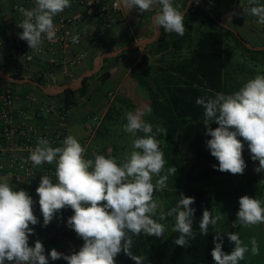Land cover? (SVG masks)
<instances>
[{
    "label": "clouds",
    "instance_id": "1",
    "mask_svg": "<svg viewBox=\"0 0 264 264\" xmlns=\"http://www.w3.org/2000/svg\"><path fill=\"white\" fill-rule=\"evenodd\" d=\"M192 0H188L191 3ZM128 10L143 14L157 7L152 23L157 31L183 36L186 9L177 8L174 0H121ZM196 4L200 0H195ZM249 7L243 13L257 17L264 25V5L248 0ZM71 0H35L32 9L21 8L23 20L17 24L22 29L19 39L39 53L45 40L56 39L54 18ZM78 37H73L77 42ZM2 43V42H0ZM196 104L203 109V125L206 147L218 161L213 165L220 172L243 175L247 163L243 158L245 142L251 160L258 162L256 173H264V74L247 80L239 90L214 96H201ZM152 109L138 107L125 113L123 131L131 134L132 150L121 161L109 154L93 152L86 159V149L73 135H67L61 146H51L49 140L40 138L32 149L29 160L32 167L55 164V180L42 175L36 193L43 217L42 227H47L65 208L73 214L67 219V227L83 240L78 251L65 254L52 248L47 252L43 243L36 239L30 246L29 238L35 235L34 227L40 223L34 214L36 201L26 190H16L8 180H0V264H49L63 259L67 264H116V257L123 252L135 264H145L146 256L134 254V237L140 235L162 237L168 217L174 219L173 231L177 238L173 243L188 248L195 239L193 230L196 209L191 207L195 198L180 192L177 203L167 211L155 197L156 191L168 187L170 176L177 172L175 165L165 170L167 161L160 147V125L145 120ZM218 125L212 128L211 125ZM142 134V135H138ZM242 138V139H240ZM237 219L232 227H252L264 224V200L248 195L239 198ZM224 218L223 213L213 215L204 209L199 220V232L207 235ZM223 235L234 244L230 253L223 251ZM211 251L214 264H239L249 252L248 245L239 233L216 232ZM251 254L259 255L255 237L250 240Z\"/></svg>",
    "mask_w": 264,
    "mask_h": 264
},
{
    "label": "trees",
    "instance_id": "2",
    "mask_svg": "<svg viewBox=\"0 0 264 264\" xmlns=\"http://www.w3.org/2000/svg\"><path fill=\"white\" fill-rule=\"evenodd\" d=\"M186 2L187 0H184L178 8L183 10ZM207 4L209 6V3ZM211 9L220 20L224 21L217 15L216 10ZM185 27L187 31L183 36L175 33L166 34L162 31L154 43L145 47L148 52L144 53L139 61H135L129 72L137 85L145 88L149 93L152 111L145 115V120L165 129L157 137L167 161L165 170L172 165L177 168L176 174L170 176L167 181L168 187L163 191H156L155 197L162 198V207L167 211L175 206L180 192H183L186 196L195 198V203L191 207L196 209L193 225L195 239L190 240L188 248L173 243L178 235L173 230L161 242H158L157 237H147L143 234L134 237L132 251L134 254L146 256L145 264H214L211 256L214 247V227L210 226L206 236L199 232V220L203 210L208 209L214 215L213 190L209 187L198 188L193 185L217 174L230 173L217 170L218 161L206 147L205 142L211 137L205 135L203 109L196 104V99L201 96H214L217 92L231 94L255 75L264 74V50H252L246 47L234 32L213 20L202 8L201 3L194 2L191 5L185 16ZM240 34L254 45H264ZM139 49L127 50L114 58H107L103 68L94 76L86 78L83 86L78 90L68 89L57 96H45L61 101L68 109L78 108L93 95L89 90L91 79L98 78L101 84L106 82L112 74V69ZM113 50L114 48L110 46L102 51ZM97 53L96 51L95 56ZM95 56L89 58L85 69L93 65ZM109 63H113V66L108 68ZM34 79L48 84L44 79ZM0 80L8 82L1 78ZM71 81L72 79H64L60 84ZM27 85L41 92L37 87ZM136 108L137 104L131 97L123 94L115 95L91 138L85 158H93V152L108 155L110 149V155L122 161L131 152L132 140L135 139L131 134L123 131V125L126 123L125 113ZM217 126L215 123L211 125L212 128ZM184 147H188L194 156L189 167L186 159L188 152ZM242 155L247 163L244 174H247L258 162L251 160L246 142ZM213 165H217V169H214ZM253 179L256 177L253 176ZM65 213L68 218L73 211L66 208ZM165 222L174 223V219L168 217L162 223ZM64 235L72 244H83V240L69 228ZM41 242L46 254L52 248L59 251L56 234L46 237ZM49 264H67V262L63 259L52 261L49 258ZM116 264H135V262L121 252L116 257Z\"/></svg>",
    "mask_w": 264,
    "mask_h": 264
},
{
    "label": "built area",
    "instance_id": "3",
    "mask_svg": "<svg viewBox=\"0 0 264 264\" xmlns=\"http://www.w3.org/2000/svg\"><path fill=\"white\" fill-rule=\"evenodd\" d=\"M31 1L25 0L14 6L21 16L9 28L10 43L0 44V61L16 77L40 78L50 83L59 77L75 79L85 69L91 50L100 53L111 46L110 31L125 18L121 0H71V3L82 7L81 13L69 16L65 9L56 16V39L45 40L42 50L37 53L29 48L26 41L19 39L22 29L17 27L24 18L20 9H28ZM233 1L248 4V0ZM73 37H78V41L74 43ZM44 63L46 66H42ZM0 95V157L5 158V162L0 163V180L9 175L13 188L26 190L36 201L34 214L41 216L36 188L42 175H49L55 180V164L32 167L29 156L40 138L49 140L53 147L61 146L67 136V118L73 109L64 107L61 101L50 99L42 92L18 96L7 90L0 91ZM21 109L27 110L22 118L18 116ZM47 117H54V122L43 126L31 122L32 119ZM101 119L98 115H90L84 123L88 135L80 143L86 151ZM65 211L66 208L62 210ZM35 241V238H29L30 246H34Z\"/></svg>",
    "mask_w": 264,
    "mask_h": 264
},
{
    "label": "crops",
    "instance_id": "4",
    "mask_svg": "<svg viewBox=\"0 0 264 264\" xmlns=\"http://www.w3.org/2000/svg\"><path fill=\"white\" fill-rule=\"evenodd\" d=\"M184 0H179L176 3L178 8ZM188 1V0H187ZM206 3H209V6L217 11V15L222 17L223 20L229 25L233 26L239 33H242L249 40L257 43H264V25L257 23V17L243 13V8L249 7L248 4H245L243 1L234 2L233 0H204ZM25 0H0V42L3 44L10 43V37L8 36V31L10 27H13L17 22V19L21 16L19 11L14 9V6L17 4L24 3ZM208 5V4H207ZM258 5H264V0L258 2ZM29 8L32 9L35 7V0L29 2ZM124 21L114 27L109 34V39L112 46L120 45H129L133 42H137L143 38H149L154 33V25L152 23V16L158 10V6L154 7L143 14H138L135 10H128L123 5ZM210 8V9H211ZM82 7L77 3H71V7L66 8V14L69 16H77L81 13ZM212 10V9H211ZM163 29L160 30L159 37ZM1 44V43H0ZM45 45V42L44 44ZM2 45H0V48ZM96 50H91L88 53L87 63L89 58L94 57ZM140 58L137 60L139 61ZM46 66V64H42ZM125 65L122 63L119 66H116L112 69V74L109 79H115L122 73ZM0 69L10 72L8 68L4 66V62L0 61ZM127 77H124V81L121 83L124 84ZM108 79V80H109ZM63 78H58L55 82L50 83L46 81L48 85L60 84L63 81ZM118 84V87L123 86V84ZM20 85V84H19ZM115 88V87H114ZM114 88H108L102 90L100 87L95 94H99L97 101L94 105H90L86 100L80 107L73 109L67 118V135H73L80 142L83 138L88 135V131L85 128V121L90 115H98L103 117L109 104L114 99L115 94H113ZM11 91L13 94L21 96L25 93L39 92L32 89L29 85L25 84L22 86L12 85L8 82L0 80V91ZM111 90V91H110ZM93 94L92 97L95 95ZM91 99V98H90ZM0 101H2V96L0 95ZM91 102V101H89ZM21 103L24 104L25 100H21ZM25 108V107H23ZM27 113L26 109H21L18 113V116L22 118ZM54 117H47L42 119H32L31 122L37 124L38 126H43L46 124H51L54 122ZM5 162L4 157H0V163ZM2 180H8L11 182V177L9 175L4 176ZM40 223L33 226L35 230V235L30 236L31 239H40L43 240L46 237L51 236L53 233L58 237L59 247L63 243H70L67 241L64 233L68 229L67 227V216L65 212H60L57 214L56 218L47 226L42 227L43 217L37 216ZM64 245V244H63ZM67 247V245H65Z\"/></svg>",
    "mask_w": 264,
    "mask_h": 264
},
{
    "label": "rangeland",
    "instance_id": "5",
    "mask_svg": "<svg viewBox=\"0 0 264 264\" xmlns=\"http://www.w3.org/2000/svg\"><path fill=\"white\" fill-rule=\"evenodd\" d=\"M178 2L179 0H174V5H176V3ZM124 46L126 45L112 46V48H114V50H117ZM103 52L106 51H101L100 53ZM147 52V48L141 47L139 51L131 53L129 58L123 60L120 64L123 63L125 67L123 68V71L118 76V78L116 77L115 79H109L102 84L99 82L98 78L91 79L89 88L91 93L95 94L97 92L98 87H101L102 90L115 87L113 90V94H123L128 97H131L132 100L137 104V108L143 106L150 107V97L148 91L145 88L137 85V83L129 75V72L132 66L134 65L135 61L141 58V56ZM111 66H113V63L107 64L108 68ZM91 67L86 68L85 70L90 69ZM85 70H83L82 72H84ZM124 77L127 78L123 84L121 82L124 81ZM75 79H72V81ZM120 83L123 84V86L118 87V84ZM98 95L99 94H95L93 97H91V99H89V101L91 102L87 101V103H89L90 105H94L98 99ZM184 149L188 152L186 159L187 167H189L190 163L194 159V156L192 155L188 147H184ZM256 166H258V163H255V165L250 168L251 173L249 172L243 175L217 174L210 178L200 180L197 183H194L193 185L198 188H211L213 190L214 195V215L218 213L224 214V218L219 221L213 229V237L216 235V232H238L240 239L244 242V244L248 245L249 252L246 254V258L243 261H240L239 264H264V224H259L252 227H232V224L237 219L236 214L239 210L238 201L241 196L248 195L256 199L264 200V173H256L254 171V168ZM253 176H255L256 179H253ZM158 200L161 202V204L163 203V201H161L162 198ZM164 224L165 232L162 237H159L158 242H161L172 231L174 226V223L171 222H165ZM149 237L153 238L155 236ZM252 237L256 238L257 243L259 245V255L253 256L251 254L250 240ZM63 244L59 247V252H63L65 254H71L72 251H78L79 248L82 246L81 244H72L67 242ZM65 245H67V247ZM233 248L234 244L229 242L227 235H223V251L225 253H230Z\"/></svg>",
    "mask_w": 264,
    "mask_h": 264
},
{
    "label": "water",
    "instance_id": "6",
    "mask_svg": "<svg viewBox=\"0 0 264 264\" xmlns=\"http://www.w3.org/2000/svg\"><path fill=\"white\" fill-rule=\"evenodd\" d=\"M194 2L195 0H192L191 3H188V1L186 2V5H185L186 13L188 12V10L190 9L191 5ZM200 3H201L202 8L211 16L213 20H215L218 24L234 32L235 35L240 39V41L246 47L252 50H264V45L252 44L250 41L243 38L241 34L233 26L220 20L214 14V12L210 9V7L207 5V3L204 0H200ZM159 34H160V31H157L156 29H154L153 35L149 38L140 39L137 42H133L129 45H126L114 51H106V52L97 54L93 60L92 67L82 72L75 80L71 82L55 84V85H47V84H44L32 78L16 77L8 73L4 69H0V78L10 83H14V84H20V85L30 84L32 86L37 87L46 96H57V95L64 93L68 89L78 90L79 88H81L86 78L94 76L103 68L105 64V60L107 58H114L127 50H135L137 48L146 47L147 45L154 43L159 38Z\"/></svg>",
    "mask_w": 264,
    "mask_h": 264
}]
</instances>
